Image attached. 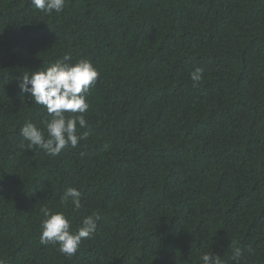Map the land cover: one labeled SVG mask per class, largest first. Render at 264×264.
<instances>
[{"label": "trees", "instance_id": "trees-1", "mask_svg": "<svg viewBox=\"0 0 264 264\" xmlns=\"http://www.w3.org/2000/svg\"><path fill=\"white\" fill-rule=\"evenodd\" d=\"M65 55L99 77L87 137L53 157L22 142L50 116L18 79ZM69 187L79 209L61 202ZM45 206L74 231L99 216L73 256L40 243ZM207 251L264 264V0H65L50 15L0 0V261L202 264Z\"/></svg>", "mask_w": 264, "mask_h": 264}, {"label": "clouds", "instance_id": "clouds-1", "mask_svg": "<svg viewBox=\"0 0 264 264\" xmlns=\"http://www.w3.org/2000/svg\"><path fill=\"white\" fill-rule=\"evenodd\" d=\"M34 7L45 14L53 11L60 13L65 0H31ZM72 58L65 55L54 63L35 71H25L18 79L21 93H27L32 103L43 106L50 116L44 121V127L37 126L31 120L26 121L20 129L22 142L27 141L28 148H39L46 155L57 156L68 145L73 148L87 137V133H78V128H86L85 113L90 105L86 93L96 84L99 72L90 59L80 58L70 62ZM204 69L196 67L190 73L193 86L203 79ZM47 135H46V134ZM81 192L69 187L61 196V202L71 203L75 209L81 207ZM44 219L40 224L42 245H58V250L68 256H73L83 239H89L97 229L99 216L88 215L82 219L80 226L74 231L71 221L64 212L52 211L47 206L40 209ZM233 259L243 255L239 247L232 249ZM202 264H221L219 255L205 252L200 256ZM0 264H3L0 261Z\"/></svg>", "mask_w": 264, "mask_h": 264}]
</instances>
